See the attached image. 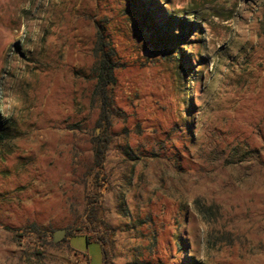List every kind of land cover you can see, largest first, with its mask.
<instances>
[{
  "label": "rangeland",
  "instance_id": "374dc122",
  "mask_svg": "<svg viewBox=\"0 0 264 264\" xmlns=\"http://www.w3.org/2000/svg\"><path fill=\"white\" fill-rule=\"evenodd\" d=\"M0 123V264H264V0H0Z\"/></svg>",
  "mask_w": 264,
  "mask_h": 264
},
{
  "label": "trees",
  "instance_id": "16d2710c",
  "mask_svg": "<svg viewBox=\"0 0 264 264\" xmlns=\"http://www.w3.org/2000/svg\"><path fill=\"white\" fill-rule=\"evenodd\" d=\"M153 28L149 27V30ZM155 29V26H154ZM153 29V30H154ZM152 31V30H151ZM102 35L100 34V38L102 39ZM114 50H104L102 54V58L100 59L98 65V87L102 93V109L100 114V119L98 124L104 127V131L101 135H96L93 141V151H94V164L93 169H97V171H101V167L103 165L106 149L108 147L109 135H108V125H109V99L107 94V87L116 81V77L114 74L115 68L118 66L117 62L113 60L112 55L114 54ZM7 136L6 129L1 126L0 123V143H2ZM107 186H105L106 188ZM198 206L200 210L210 212V207L201 206L198 202ZM85 223L76 227H70L67 229V238L70 236H74L77 234H82L86 236L88 242L94 240L101 244L102 253H103V264H112L109 259V250L107 248L109 238L110 237V227L105 219L102 217L101 213V204L99 199L97 198H89L88 206L85 211ZM96 227H104L103 233H108L107 236L104 234L99 235L98 233L92 234L93 228ZM33 229V228H32ZM52 236V235H51Z\"/></svg>",
  "mask_w": 264,
  "mask_h": 264
},
{
  "label": "water",
  "instance_id": "95a60500",
  "mask_svg": "<svg viewBox=\"0 0 264 264\" xmlns=\"http://www.w3.org/2000/svg\"><path fill=\"white\" fill-rule=\"evenodd\" d=\"M66 231L67 229L65 228L56 230L53 235V240L55 242H58L59 240H61L66 235Z\"/></svg>",
  "mask_w": 264,
  "mask_h": 264
},
{
  "label": "crops",
  "instance_id": "0c3cea01",
  "mask_svg": "<svg viewBox=\"0 0 264 264\" xmlns=\"http://www.w3.org/2000/svg\"><path fill=\"white\" fill-rule=\"evenodd\" d=\"M109 194H111V192H109ZM111 204H114L115 205V212H113L112 215H116V217L118 218V199H116L115 201L114 200H110L109 201ZM117 209V210H116ZM114 210V209H113ZM117 211V212H116ZM71 244V243H70ZM101 245V244H100ZM101 250H102V247H101ZM102 264H103V253H102Z\"/></svg>",
  "mask_w": 264,
  "mask_h": 264
}]
</instances>
